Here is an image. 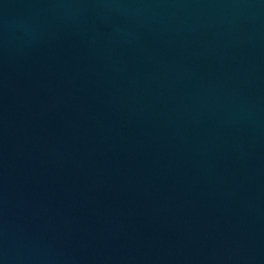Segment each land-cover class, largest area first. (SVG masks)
<instances>
[{
	"label": "water",
	"instance_id": "water-1",
	"mask_svg": "<svg viewBox=\"0 0 264 264\" xmlns=\"http://www.w3.org/2000/svg\"><path fill=\"white\" fill-rule=\"evenodd\" d=\"M0 264H264V0H0Z\"/></svg>",
	"mask_w": 264,
	"mask_h": 264
}]
</instances>
